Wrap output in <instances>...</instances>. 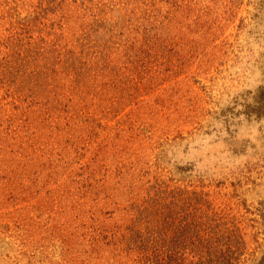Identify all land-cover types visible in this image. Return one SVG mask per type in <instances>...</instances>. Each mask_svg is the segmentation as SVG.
<instances>
[{
	"label": "rangeland",
	"instance_id": "1",
	"mask_svg": "<svg viewBox=\"0 0 264 264\" xmlns=\"http://www.w3.org/2000/svg\"><path fill=\"white\" fill-rule=\"evenodd\" d=\"M141 1L0 0V29L13 25L21 38L15 30L23 17L50 28L62 15L76 29L73 20L84 15L95 24L93 49L106 48L120 62L116 41L124 36H110L111 18L144 22L150 15ZM193 1L186 61L151 92L156 98L164 91L167 109L154 118L134 113L137 122L148 121L139 138L147 163L141 170L152 167L155 175L149 195L156 218H109L94 228L77 250L90 264H264V0ZM6 87L0 79V97ZM122 197L134 206L132 191ZM14 230L0 227V264L79 262L73 251L63 255L58 241L22 244Z\"/></svg>",
	"mask_w": 264,
	"mask_h": 264
},
{
	"label": "trees",
	"instance_id": "2",
	"mask_svg": "<svg viewBox=\"0 0 264 264\" xmlns=\"http://www.w3.org/2000/svg\"><path fill=\"white\" fill-rule=\"evenodd\" d=\"M193 5L142 0L150 15L144 22L111 18L110 36H124L115 40L120 62L106 48L93 49L95 24L84 15L73 20L76 29L65 15L50 28L23 17L15 30L21 38L13 25L0 29V79L7 85V98L0 97V227L7 234L15 229L22 244L58 241L63 255L73 251L77 264H90L77 250L94 228L109 218H156L149 195L155 175L152 167L141 170L147 163L139 138L148 121L137 122L134 113L154 118L167 109L164 91L157 99L151 92L186 61ZM129 191L134 206L120 200ZM99 235L91 237L95 244Z\"/></svg>",
	"mask_w": 264,
	"mask_h": 264
}]
</instances>
